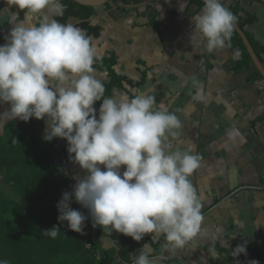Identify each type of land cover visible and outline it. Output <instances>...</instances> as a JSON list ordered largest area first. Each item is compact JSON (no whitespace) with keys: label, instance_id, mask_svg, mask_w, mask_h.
<instances>
[{"label":"clouds","instance_id":"9594fccd","mask_svg":"<svg viewBox=\"0 0 264 264\" xmlns=\"http://www.w3.org/2000/svg\"><path fill=\"white\" fill-rule=\"evenodd\" d=\"M6 3L0 18L12 27L0 45V104L10 107L0 118L44 120L43 139H65L69 159L85 172L74 177L72 190L57 203L59 223L67 222L69 230L83 235L90 216L92 227L109 235L119 233L136 242L147 234L163 235L171 248H183L201 233L204 217L202 197L190 180L200 157L174 148L170 140L179 136L178 116L145 92L104 98L105 86L94 74L90 37L84 29L55 19L65 11L61 0ZM13 7L18 11H11ZM236 22L221 0H203L201 11L191 17L189 39L195 37L210 52L223 48ZM192 84L193 99L204 100L199 81L193 78ZM226 135L235 141L240 132L233 127ZM73 200L89 216L73 209ZM43 233L55 239L60 228L53 225ZM138 252L129 254L133 264H156L150 245L144 243ZM232 252L234 258L247 256V246L237 245Z\"/></svg>","mask_w":264,"mask_h":264},{"label":"crops","instance_id":"0c3cea01","mask_svg":"<svg viewBox=\"0 0 264 264\" xmlns=\"http://www.w3.org/2000/svg\"><path fill=\"white\" fill-rule=\"evenodd\" d=\"M221 2L236 9L237 20L255 19L246 26L245 33L264 46V0ZM7 7L6 0H0V9ZM11 11L18 9L13 7ZM200 11L185 0H137L133 5L99 8L90 21L102 28L99 39L91 38L97 58L116 55V71L133 81L140 80V71H149L146 85L114 88L111 97H132L137 92L154 95L181 121L179 136L170 137L173 147L191 150L200 157V167L190 180L202 197V231L179 249L162 242L163 235L147 234L153 244L139 243L131 254L138 256V250L147 243L152 249L150 258L156 264H211L222 257L216 244L231 254L241 244L255 245L264 251V81H248L255 73L254 67L236 71L241 61L237 48L225 45L210 52L195 37L189 39L194 31L191 17ZM68 23L78 27L80 20L70 18ZM11 27L0 18L1 45ZM94 74L102 83L107 78L106 73L97 70ZM193 78L199 81L204 100L193 99ZM9 107L0 104V114ZM0 119L2 133L7 120ZM44 125L46 128L45 121ZM233 127L240 132L235 141L226 135ZM57 139L69 154L67 141ZM69 173L77 178L85 174L71 160ZM83 214L89 216L88 210ZM86 221L92 222L90 216ZM101 242L105 250L115 247L111 239ZM133 260L131 255L129 264ZM258 261L264 264V258Z\"/></svg>","mask_w":264,"mask_h":264},{"label":"trees","instance_id":"16d2710c","mask_svg":"<svg viewBox=\"0 0 264 264\" xmlns=\"http://www.w3.org/2000/svg\"><path fill=\"white\" fill-rule=\"evenodd\" d=\"M191 5L202 9L203 2L200 0H185ZM262 2L263 0H254ZM65 6L64 14L57 18L61 23H68L70 18L80 20L78 27L84 29L87 35L94 39L101 37L102 28L93 26L91 19L97 15V9L82 6L73 0H61ZM137 0H112L105 8L136 4ZM223 3V2H222ZM224 4V3H223ZM237 18L236 9H229ZM21 17L23 13H20ZM255 22L253 17L247 20H237L242 30L247 25ZM154 28L158 30V24L154 22ZM257 56L264 65V46L257 44L247 35ZM92 44V42H91ZM1 45V39H0ZM226 46L237 48L240 52L241 61L236 71L254 67L255 73L248 81L263 80L257 71L245 45L235 29ZM118 57L97 58L93 64L94 70L107 74L103 82L105 86L104 98L111 97L114 88L132 89L146 85L149 71H140L139 81H133L116 71ZM102 101L94 104L99 109ZM45 125L43 120L32 118L29 122L8 119L0 134V176L5 186L12 194L0 187V260L8 261V264H115L121 262L129 264L131 254L137 244L153 241L145 235L140 242L131 237L92 227V222L85 221L83 235L68 229L67 222L61 225L57 219L59 212L57 203L66 191L70 192L68 179L65 173L60 172L53 166V159L58 148L55 139L45 141L43 139ZM62 149V148H61ZM67 153L64 149H62ZM69 157V154H67ZM73 209L85 212L75 200L71 203ZM53 225L60 228L59 235L53 239L43 233L51 229ZM111 239L115 247L105 250L101 240ZM163 237L162 242H165ZM216 250L222 256L211 264H230L239 261L259 260L264 258V251L255 245L247 247V256L240 255L237 258L233 254L222 249L216 244Z\"/></svg>","mask_w":264,"mask_h":264},{"label":"water","instance_id":"95a60500","mask_svg":"<svg viewBox=\"0 0 264 264\" xmlns=\"http://www.w3.org/2000/svg\"><path fill=\"white\" fill-rule=\"evenodd\" d=\"M73 1L82 6L93 7V8L99 9V8L105 7V5L110 3L112 0H73ZM200 1L203 2V0H200ZM234 29L237 32L240 39L242 40L243 44L245 45L247 52L249 56L251 57L253 65L255 66L257 71L261 74L262 78L264 79V65L262 64L259 57L257 56L245 31L241 29V27L239 26L237 22L235 24Z\"/></svg>","mask_w":264,"mask_h":264},{"label":"built area","instance_id":"2783aa9c","mask_svg":"<svg viewBox=\"0 0 264 264\" xmlns=\"http://www.w3.org/2000/svg\"><path fill=\"white\" fill-rule=\"evenodd\" d=\"M70 159L68 155L61 149L57 148L54 159L53 166L62 173H65L68 179V184L70 188L75 184L74 177L69 173Z\"/></svg>","mask_w":264,"mask_h":264},{"label":"rangeland","instance_id":"374dc122","mask_svg":"<svg viewBox=\"0 0 264 264\" xmlns=\"http://www.w3.org/2000/svg\"><path fill=\"white\" fill-rule=\"evenodd\" d=\"M118 5H120V4H118ZM114 6H115V5H114ZM7 121H8V120H7ZM0 122H2V119H0ZM0 125H1V124H0ZM0 134H1V133H0ZM44 134H45V132H44ZM54 139H55L56 142H57V146H58L59 148H62V149H64V150L66 151V148L64 147V145L60 144L57 138H54ZM66 154H67V153H66ZM0 187H1L2 189L6 190L7 193L12 194L11 191H10V189H9L8 187L5 186L4 182L2 181L1 176H0Z\"/></svg>","mask_w":264,"mask_h":264}]
</instances>
